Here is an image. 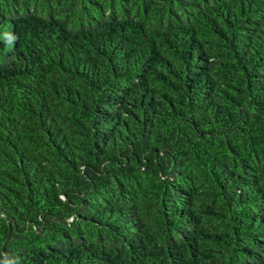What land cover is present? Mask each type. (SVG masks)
Instances as JSON below:
<instances>
[{
	"label": "trees",
	"instance_id": "16d2710c",
	"mask_svg": "<svg viewBox=\"0 0 264 264\" xmlns=\"http://www.w3.org/2000/svg\"><path fill=\"white\" fill-rule=\"evenodd\" d=\"M0 264H264V0H0Z\"/></svg>",
	"mask_w": 264,
	"mask_h": 264
},
{
	"label": "clouds",
	"instance_id": "9594fccd",
	"mask_svg": "<svg viewBox=\"0 0 264 264\" xmlns=\"http://www.w3.org/2000/svg\"><path fill=\"white\" fill-rule=\"evenodd\" d=\"M5 35H8L7 33H5ZM12 37H10V39H11Z\"/></svg>",
	"mask_w": 264,
	"mask_h": 264
}]
</instances>
